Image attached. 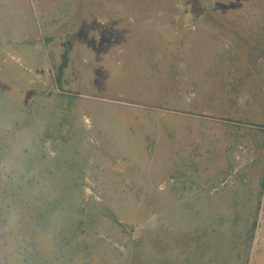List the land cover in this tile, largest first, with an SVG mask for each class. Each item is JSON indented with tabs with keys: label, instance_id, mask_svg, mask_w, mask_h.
Returning a JSON list of instances; mask_svg holds the SVG:
<instances>
[{
	"label": "rangeland",
	"instance_id": "1",
	"mask_svg": "<svg viewBox=\"0 0 264 264\" xmlns=\"http://www.w3.org/2000/svg\"><path fill=\"white\" fill-rule=\"evenodd\" d=\"M263 234L264 0H0V264H264Z\"/></svg>",
	"mask_w": 264,
	"mask_h": 264
},
{
	"label": "trees",
	"instance_id": "2",
	"mask_svg": "<svg viewBox=\"0 0 264 264\" xmlns=\"http://www.w3.org/2000/svg\"><path fill=\"white\" fill-rule=\"evenodd\" d=\"M70 50H71V43L67 41L64 46V51L61 54V63L59 64L57 68V71H58L57 80L58 81L60 80V75L62 74V71L65 69V67L68 64Z\"/></svg>",
	"mask_w": 264,
	"mask_h": 264
},
{
	"label": "crops",
	"instance_id": "3",
	"mask_svg": "<svg viewBox=\"0 0 264 264\" xmlns=\"http://www.w3.org/2000/svg\"><path fill=\"white\" fill-rule=\"evenodd\" d=\"M257 242V244L261 241V242H264V234L262 235V237L259 239V240H256ZM263 252H264V249H263Z\"/></svg>",
	"mask_w": 264,
	"mask_h": 264
}]
</instances>
